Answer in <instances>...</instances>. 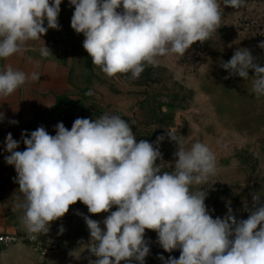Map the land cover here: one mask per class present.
<instances>
[{
    "label": "clouds",
    "instance_id": "9594fccd",
    "mask_svg": "<svg viewBox=\"0 0 264 264\" xmlns=\"http://www.w3.org/2000/svg\"><path fill=\"white\" fill-rule=\"evenodd\" d=\"M61 3L0 0V59L22 53L28 41L42 39L48 29L59 30ZM222 3L232 9L245 6V0ZM69 4L74 6L71 28L84 35L83 48L108 76L130 72L139 78L145 64H156L159 56L183 57L193 43L208 40L221 21L218 0H69ZM258 47L264 49V42ZM40 53L52 55L45 43ZM220 66L229 73L225 79L247 80L253 70L252 92L264 96V66L249 49L235 50ZM29 79L40 76L5 66L0 70V97L11 95ZM55 130L50 135L40 126L22 133L24 151L16 150L19 142L11 133L5 140L10 153L5 161L14 166V182L23 197L17 206L32 239L47 234L51 222L79 201L90 214L110 213L102 221L104 229L100 221L84 217L90 232L88 250L97 257L89 264H144L150 252L146 229L157 233L164 251L180 249L179 258L169 257L165 264H264L260 195L252 194L254 209L247 219L237 221L230 206L224 218L213 219L205 204L207 190H191L217 171L215 154L206 144L195 142L185 150L177 141L174 170L168 172L157 163L162 159L158 148L137 141L132 126L119 115L77 118L70 130L59 122ZM114 206L116 210L110 211Z\"/></svg>",
    "mask_w": 264,
    "mask_h": 264
},
{
    "label": "rangeland",
    "instance_id": "374dc122",
    "mask_svg": "<svg viewBox=\"0 0 264 264\" xmlns=\"http://www.w3.org/2000/svg\"><path fill=\"white\" fill-rule=\"evenodd\" d=\"M218 2L220 28L208 40L193 43L183 57H157L156 64H145L139 78H133L130 72L108 76L93 65L83 48L84 35L71 28L74 6L62 0L59 30L48 29L38 43L43 47L45 43L62 62L66 87L47 112L33 119L32 128L47 126L55 135L59 122L70 130L77 118L119 115L132 126L137 141L146 140L158 148L162 159L157 163L168 172L174 170L178 142L185 150L202 142L215 154L217 171L191 190H207L205 204L213 219L224 218L229 206L237 221L247 219L254 209L253 193L264 204V96L252 92L253 70L247 80L225 79L229 73L220 64L230 60L235 50L247 48L264 66V49L258 47L264 42V0H245L240 9ZM161 136L163 140H158ZM2 169L1 174L15 179L14 167ZM18 188L14 181L0 183V234L14 236L0 250V264H89L97 259L88 250L90 232L84 217L100 221L104 229L102 221L110 213L90 214L77 201L62 218L51 222L47 234L32 239L34 234L27 232L23 211L17 206L23 198ZM115 210L114 206L110 211ZM145 240L150 252L144 264H165L169 257L180 256L179 248L164 251L155 231L146 229Z\"/></svg>",
    "mask_w": 264,
    "mask_h": 264
},
{
    "label": "crops",
    "instance_id": "0c3cea01",
    "mask_svg": "<svg viewBox=\"0 0 264 264\" xmlns=\"http://www.w3.org/2000/svg\"><path fill=\"white\" fill-rule=\"evenodd\" d=\"M42 47L38 40H30L22 53L0 59V70L11 65L14 69L22 70L29 75L35 72L40 76L38 80L29 79L11 95L0 97V113H3V118L0 119V183L14 181L12 176L1 174L2 168L14 167L5 161V157L10 155L5 145L7 135L11 133L13 139L19 142L17 151H24L26 146L21 138L22 133L30 134L38 128H32L33 119L47 112L53 106L55 96L66 87V70L62 62L52 55L42 56L40 53ZM44 128L50 135H54L53 129L47 126Z\"/></svg>",
    "mask_w": 264,
    "mask_h": 264
},
{
    "label": "built area",
    "instance_id": "2783aa9c",
    "mask_svg": "<svg viewBox=\"0 0 264 264\" xmlns=\"http://www.w3.org/2000/svg\"><path fill=\"white\" fill-rule=\"evenodd\" d=\"M12 241H14V236L0 234V250Z\"/></svg>",
    "mask_w": 264,
    "mask_h": 264
}]
</instances>
